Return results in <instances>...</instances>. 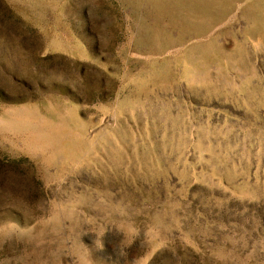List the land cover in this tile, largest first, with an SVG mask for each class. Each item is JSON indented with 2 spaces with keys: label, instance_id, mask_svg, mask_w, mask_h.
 I'll list each match as a JSON object with an SVG mask.
<instances>
[{
  "label": "rangeland",
  "instance_id": "374dc122",
  "mask_svg": "<svg viewBox=\"0 0 264 264\" xmlns=\"http://www.w3.org/2000/svg\"><path fill=\"white\" fill-rule=\"evenodd\" d=\"M0 264H264V0H0Z\"/></svg>",
  "mask_w": 264,
  "mask_h": 264
}]
</instances>
